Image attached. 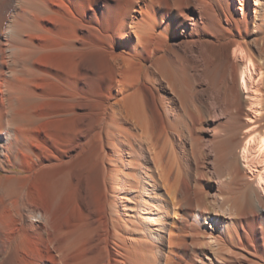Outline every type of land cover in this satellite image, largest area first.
<instances>
[{"label": "bare ground", "instance_id": "1", "mask_svg": "<svg viewBox=\"0 0 264 264\" xmlns=\"http://www.w3.org/2000/svg\"><path fill=\"white\" fill-rule=\"evenodd\" d=\"M250 6L0 0V264H253L239 231L264 238V128L235 136L264 119Z\"/></svg>", "mask_w": 264, "mask_h": 264}, {"label": "rangeland", "instance_id": "2", "mask_svg": "<svg viewBox=\"0 0 264 264\" xmlns=\"http://www.w3.org/2000/svg\"><path fill=\"white\" fill-rule=\"evenodd\" d=\"M250 4H251V6H250V9H249V13L251 14V15H254V13H255V10L256 9H254V8H256L257 7V9H259V4H264V0H258V1H255V0H250ZM255 4V5H254ZM235 5V10L237 11V12H240L241 11V8H240V6L238 5V4H234ZM254 6H256V7H254ZM253 49H254V47H252ZM232 54V53H231ZM162 92V94H164L165 96H168V94L167 93H165V92H163V91H161ZM243 96H244V99L245 98H248V96L244 93L243 94ZM168 105H169V103H168V101H166L165 102V106H166V110H169V108H170V105H169V107H168ZM264 113V111L262 112L261 111V114H260V116L259 117H261V115ZM258 117V118H259ZM263 121H264V119L263 120H261V121H259V123L257 122V121H255V119H249V125H247V126H244L242 129H239L238 130V132L236 133V135L235 136H237L238 137V139L239 138H243L244 137V135L245 134H247L249 131H250V128H252V127H254V128H259V126H263L262 128H264V125H263ZM262 124V125H261ZM172 136V140H174L173 142H174V144L176 145V147H177V149L179 150V148H180V151H181V156H183V159H185V158H187V159H185L184 161L186 162L185 164H186V166H187V164L189 165V166H187V169H188V167L189 168H191V169H188L189 171H190V173L193 171V169H194V163H193V159H192V157H191V155L189 154V152H188V149H189V145L188 144H186L185 143V145H184V143H183V141H182V139L180 138H178L176 135H171ZM183 146H185L186 147V151L187 152H185V153H183L184 151L182 150V148L181 147H183ZM188 148V149H187ZM239 148V146H237V142L233 145V149H232V152H233V154H234V156H235V158H236V155H237V151L239 150L238 149ZM184 154V155H183ZM186 156V157H185ZM188 161V162H187ZM193 168V169H192ZM249 180L251 181V182H253V179L252 178H249ZM255 185V184H254ZM205 186H207L206 185V183H205ZM208 187V186H207ZM207 187H205V188H207ZM209 188V187H208ZM239 188V187H238ZM236 189L235 190V194H236V196H237V198H239V201L240 200H242V203L243 204H245V203H247L246 201H247V192L249 191V189H250V187H249V189L248 188H239V189ZM210 192H216L217 193V191H216V189H210ZM246 205V204H245ZM244 205V206H245ZM248 221L249 222H251V223H256L257 222V220L255 219V217H253V216H250L249 215V217H248ZM262 227H263V229H264V222L262 223ZM238 232V231H237ZM239 234H240V236H241V240L239 241V246H245V245H247V247L248 248H250V250L252 251V253L254 254L253 255V264H264V238H263V240H262V242H258L255 238H250L247 234H245L244 232H242L241 230L239 231ZM243 234L245 235L244 237H243Z\"/></svg>", "mask_w": 264, "mask_h": 264}, {"label": "snow or ice", "instance_id": "3", "mask_svg": "<svg viewBox=\"0 0 264 264\" xmlns=\"http://www.w3.org/2000/svg\"><path fill=\"white\" fill-rule=\"evenodd\" d=\"M250 142H251V141H249V143H250ZM260 152H261L262 154H264V140L261 141ZM261 183H264V180H262Z\"/></svg>", "mask_w": 264, "mask_h": 264}]
</instances>
